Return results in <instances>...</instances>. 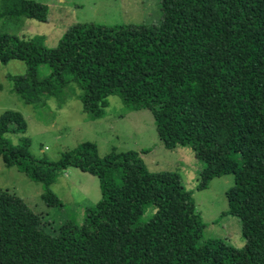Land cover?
Returning <instances> with one entry per match:
<instances>
[{
	"label": "trees",
	"instance_id": "obj_1",
	"mask_svg": "<svg viewBox=\"0 0 264 264\" xmlns=\"http://www.w3.org/2000/svg\"><path fill=\"white\" fill-rule=\"evenodd\" d=\"M1 18L30 14L25 0H1ZM43 36L0 33V63L23 62V76H10L26 105H42L71 82L91 120L105 114L108 98L128 110L171 103L180 135L166 145L191 148L203 165L196 190L231 175L226 197L241 222L245 246L203 240L205 225L192 193L177 173H150L137 152L112 151L101 158L84 143L52 163L29 152L27 123L16 111L0 116V160L43 185L42 200L61 208L49 187L68 168L97 177L101 198L81 246L67 229L39 227L24 201L0 192V264H264V0H173L158 25L83 24L69 27L55 48ZM49 71L39 76L40 68ZM1 90V85H0ZM152 217L139 223L145 210Z\"/></svg>",
	"mask_w": 264,
	"mask_h": 264
},
{
	"label": "rangeland",
	"instance_id": "obj_2",
	"mask_svg": "<svg viewBox=\"0 0 264 264\" xmlns=\"http://www.w3.org/2000/svg\"><path fill=\"white\" fill-rule=\"evenodd\" d=\"M173 0H25L30 14L19 21L0 17V33L18 38L43 36L44 45L55 48L66 30L78 23L117 25H158L169 15ZM2 2L0 0V12ZM26 65L18 60L0 63V116L4 111L19 112L27 123L24 135H7L13 145L29 138V152L35 158L55 163L67 152L84 143H93L101 158L112 151H134L150 173H177L186 190L192 193L196 211L205 225L203 240H222L235 250H242L245 239L239 218L232 214L227 191L233 187V176L213 179L206 190L197 191L203 165L194 158L191 148H169L180 135V116L168 102L156 109L131 111L118 97L108 98L105 114L91 120L84 111L78 85L71 82L56 97H46L42 105H26L14 93L10 76L26 74ZM49 75L40 68L39 76ZM43 185L27 178L15 167H5L0 160V192L21 198L32 212L25 228L27 236L39 227L56 234L67 229L66 237L74 245L86 240V227L93 220L92 208L101 191L97 177L68 168L58 174L50 191L60 200L61 208L48 207L42 200ZM154 209L144 211L139 223L148 221Z\"/></svg>",
	"mask_w": 264,
	"mask_h": 264
}]
</instances>
